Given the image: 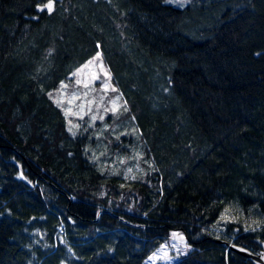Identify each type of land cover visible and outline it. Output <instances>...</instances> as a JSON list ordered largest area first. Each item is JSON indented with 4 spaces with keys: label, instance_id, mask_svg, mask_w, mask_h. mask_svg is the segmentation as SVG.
I'll return each instance as SVG.
<instances>
[{
    "label": "trees",
    "instance_id": "trees-1",
    "mask_svg": "<svg viewBox=\"0 0 264 264\" xmlns=\"http://www.w3.org/2000/svg\"><path fill=\"white\" fill-rule=\"evenodd\" d=\"M0 0V264H249L264 241V0ZM98 54L123 110L51 95Z\"/></svg>",
    "mask_w": 264,
    "mask_h": 264
},
{
    "label": "rangeland",
    "instance_id": "rangeland-1",
    "mask_svg": "<svg viewBox=\"0 0 264 264\" xmlns=\"http://www.w3.org/2000/svg\"><path fill=\"white\" fill-rule=\"evenodd\" d=\"M182 7L188 0H164ZM39 8L49 10L45 5ZM69 82L51 95L53 102L62 108L63 114L74 125V119L87 116L90 122L105 115H115L123 110V102L110 84L109 75L98 54L87 60L71 76ZM189 247L179 231H170L166 240L143 259V264H174L185 255Z\"/></svg>",
    "mask_w": 264,
    "mask_h": 264
},
{
    "label": "water",
    "instance_id": "water-1",
    "mask_svg": "<svg viewBox=\"0 0 264 264\" xmlns=\"http://www.w3.org/2000/svg\"><path fill=\"white\" fill-rule=\"evenodd\" d=\"M256 245L258 249L255 253H251L234 245H228L227 249L244 258L249 264H264V241H256Z\"/></svg>",
    "mask_w": 264,
    "mask_h": 264
},
{
    "label": "snow or ice",
    "instance_id": "snow-or-ice-1",
    "mask_svg": "<svg viewBox=\"0 0 264 264\" xmlns=\"http://www.w3.org/2000/svg\"><path fill=\"white\" fill-rule=\"evenodd\" d=\"M45 7H47L49 9V11L51 10V8H52L51 0H49V3L47 5H45Z\"/></svg>",
    "mask_w": 264,
    "mask_h": 264
}]
</instances>
